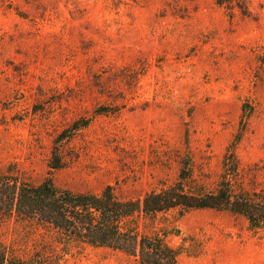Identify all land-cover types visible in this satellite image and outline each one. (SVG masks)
<instances>
[{
  "label": "rangeland",
  "instance_id": "1",
  "mask_svg": "<svg viewBox=\"0 0 264 264\" xmlns=\"http://www.w3.org/2000/svg\"><path fill=\"white\" fill-rule=\"evenodd\" d=\"M81 118L92 121L65 143L61 188L140 198L175 184L190 154L213 190L241 132L242 186L264 190V0H0V173L42 183ZM152 229L180 264H264V228L230 211L171 210ZM56 235L0 218V242L21 255ZM59 264L139 262L82 246Z\"/></svg>",
  "mask_w": 264,
  "mask_h": 264
},
{
  "label": "trees",
  "instance_id": "2",
  "mask_svg": "<svg viewBox=\"0 0 264 264\" xmlns=\"http://www.w3.org/2000/svg\"><path fill=\"white\" fill-rule=\"evenodd\" d=\"M119 111L118 106L100 105L96 114ZM91 121L92 118L78 119L57 137L50 171L42 183L0 173V218L33 221L56 233L55 242L59 244L56 246H61L58 250L42 239L34 253L25 256L0 242V264H59L70 248L82 246L117 250L139 264H180V250L169 244L166 234L152 229L155 220L171 210L230 211L244 216L251 229L264 228V190H247L242 186L243 168L237 155L241 132L227 148L213 190L196 183L190 154L182 156L175 184L140 198L122 199L111 185L102 193L59 187L55 173L65 167V143Z\"/></svg>",
  "mask_w": 264,
  "mask_h": 264
}]
</instances>
